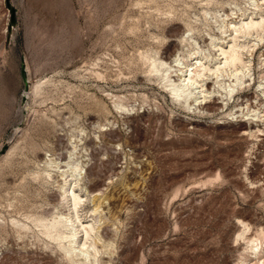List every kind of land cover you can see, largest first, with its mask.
Segmentation results:
<instances>
[{
    "label": "rangeland",
    "instance_id": "obj_1",
    "mask_svg": "<svg viewBox=\"0 0 264 264\" xmlns=\"http://www.w3.org/2000/svg\"><path fill=\"white\" fill-rule=\"evenodd\" d=\"M10 2L0 264H72L42 226L69 214L105 264H264V0ZM169 64L201 68L191 93Z\"/></svg>",
    "mask_w": 264,
    "mask_h": 264
},
{
    "label": "bare ground",
    "instance_id": "obj_2",
    "mask_svg": "<svg viewBox=\"0 0 264 264\" xmlns=\"http://www.w3.org/2000/svg\"><path fill=\"white\" fill-rule=\"evenodd\" d=\"M254 22H256V21H254ZM257 22H259V21H257ZM247 23H248V26H246L244 28L243 27L240 28L241 32H242L241 35H247V34L251 33V30H253V29L257 30L256 28H259L257 25L255 28L253 23H250V22H247ZM245 25H247V24H245ZM245 25H243V26H245ZM240 29H236V30L239 31ZM259 38L261 39V37H259ZM223 53L226 54V52L222 51V54ZM175 60L178 62V59L174 58V61ZM240 60H241L240 52L237 48L234 47V44H233V46L231 47V49L229 50V52L226 56V63H228L230 65H234L237 61L240 62ZM170 66H172V64H169L168 66H166L163 69L165 71L163 73V76H164V78H166L165 80H168V81H171L170 76H172L171 74H168V72H169L168 70H169ZM154 68H156V67H154ZM202 69H204V68L202 67ZM187 70H188V75H187V73H185V74L183 73V75H184V76L182 75L183 77L178 76V79H180V83L173 82V81H171L170 83L168 82V84H170L169 90H171L172 94H174L177 98L180 96H186L188 92L191 93L193 90V89L191 90V86L195 82V79H194L195 76H200V77L202 76L200 67L193 68L190 65L186 69V71ZM207 71H208V69H207ZM210 71H212V70H210ZM239 74H241V73L239 72ZM235 76H236V74H235ZM228 89H229V90H227L228 93L233 91V90L230 91L231 88H228ZM186 91H188V92H186ZM22 95L28 96L29 91L25 90ZM68 164H70V163H67L66 166ZM73 167H74V169L80 168L77 164L74 165ZM89 172H91V171H89ZM62 174H64V173L62 172ZM73 175H74V173H73ZM61 189H62V193L61 192L60 193L63 195V197H67L68 192H70V199H71V206H72L71 209H73L72 212L75 215L77 212V208H78L77 206L79 205V203L81 201V197L69 189H66L63 187ZM69 215H70V217H73L71 214H69ZM55 217L57 219H51L49 222L47 221V223L42 224V226L44 227V233L46 236H48V239L51 238L53 240H56L59 247H61L64 250L65 256L68 258V260H70V262L72 264H102V263L105 264L106 263L101 257V250L98 248V246H97L98 244H96V239L98 240L97 234L95 233L96 235L91 236L92 235L91 233L94 229V225L92 223H86V224L80 223L79 224L80 228H77V225H78L77 223H79V222L76 223V222H74V220L72 221L71 220L72 218L70 219V217H65V216L64 217L61 216L62 218H59L60 216L59 217L55 216ZM76 220H78V218H76ZM39 222H40V219H39ZM75 223H76V225H75ZM59 225H61L64 229L58 230L57 228L58 227L60 228ZM53 231H54V234H53ZM79 231H82L80 238L78 236Z\"/></svg>",
    "mask_w": 264,
    "mask_h": 264
},
{
    "label": "water",
    "instance_id": "obj_3",
    "mask_svg": "<svg viewBox=\"0 0 264 264\" xmlns=\"http://www.w3.org/2000/svg\"><path fill=\"white\" fill-rule=\"evenodd\" d=\"M7 7H10V17H9V21L10 23H13L15 20V8L13 7L12 3L10 2V0H5Z\"/></svg>",
    "mask_w": 264,
    "mask_h": 264
}]
</instances>
